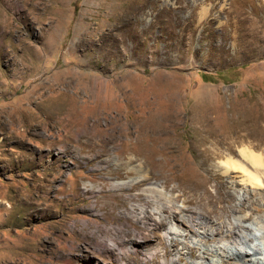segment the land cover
<instances>
[{
    "label": "rangeland",
    "instance_id": "1",
    "mask_svg": "<svg viewBox=\"0 0 264 264\" xmlns=\"http://www.w3.org/2000/svg\"><path fill=\"white\" fill-rule=\"evenodd\" d=\"M246 4L236 17L232 0H0V264H160L144 257L160 239L130 209L138 189L110 188L139 166L180 208L192 182L234 205L210 147L234 141L239 116L264 118V0ZM163 113L172 154L123 136ZM130 239L141 251L119 254Z\"/></svg>",
    "mask_w": 264,
    "mask_h": 264
},
{
    "label": "bare ground",
    "instance_id": "2",
    "mask_svg": "<svg viewBox=\"0 0 264 264\" xmlns=\"http://www.w3.org/2000/svg\"><path fill=\"white\" fill-rule=\"evenodd\" d=\"M191 1L197 3L199 0ZM232 1L237 9L233 13H239L236 17L246 12L242 10V8L245 9L242 3H249L252 11L257 12V8L252 4L253 0ZM191 14L206 16L210 13L207 8H202L199 11L192 9ZM205 95L207 94H203L198 99L199 104L206 101ZM162 117L160 122L154 117H149L145 119L144 127L135 128L132 132L124 127L121 130L123 136L135 134L144 138L148 137L152 142L161 145L160 155L172 154L173 152L167 151L165 145L169 140L174 139L169 135L177 133L164 124L171 121L172 116L169 113H163ZM232 129H234L232 132L234 141L223 142L232 137L230 132L226 138L210 147L211 155L214 157V162L210 165L212 173L215 176L229 178V198L234 202L230 208L215 209L213 196L206 191L197 193V186L193 184L195 182L189 186L190 197L186 199V206L180 208L176 205L179 196L167 197L164 190L151 181L150 172L144 166L135 169L134 178L111 182L112 190L136 188L139 191L133 196L138 201L131 204L130 209L134 217L141 223L148 224L147 230L151 229L160 239L158 246L146 251L144 254L146 260H154L157 254L162 252L160 264H177L182 257L200 260L201 264H228L230 262L227 259L235 260L240 264H264V118L253 119L248 116H239L233 122ZM254 140L256 142H253ZM147 158L149 157L144 156L145 161ZM188 164L190 161L186 159L183 165H173V167L186 169ZM122 165V163L119 164V166ZM117 170H120L119 167ZM203 186L204 182L198 184L199 188ZM163 187L167 188V186ZM84 188L87 192L100 190L98 186L90 182H86ZM215 194L219 196L218 189H215ZM217 201H220V197ZM193 202L196 206L192 205ZM152 226L153 228H150ZM143 238L147 241L148 235ZM111 245L115 247L116 244L112 241ZM141 247H143L142 244L135 239H130L127 244L118 249V252L124 256L138 254ZM172 248L178 256L177 259L166 257L174 251ZM195 252H198L196 257Z\"/></svg>",
    "mask_w": 264,
    "mask_h": 264
}]
</instances>
